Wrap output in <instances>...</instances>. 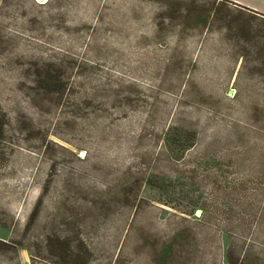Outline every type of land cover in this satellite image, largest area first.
Returning <instances> with one entry per match:
<instances>
[{
  "label": "rangeland",
  "instance_id": "374dc122",
  "mask_svg": "<svg viewBox=\"0 0 264 264\" xmlns=\"http://www.w3.org/2000/svg\"><path fill=\"white\" fill-rule=\"evenodd\" d=\"M0 264H264V17L1 0Z\"/></svg>",
  "mask_w": 264,
  "mask_h": 264
},
{
  "label": "crops",
  "instance_id": "0c3cea01",
  "mask_svg": "<svg viewBox=\"0 0 264 264\" xmlns=\"http://www.w3.org/2000/svg\"><path fill=\"white\" fill-rule=\"evenodd\" d=\"M1 1V0H0ZM244 10L264 17V0H229Z\"/></svg>",
  "mask_w": 264,
  "mask_h": 264
},
{
  "label": "trees",
  "instance_id": "16d2710c",
  "mask_svg": "<svg viewBox=\"0 0 264 264\" xmlns=\"http://www.w3.org/2000/svg\"><path fill=\"white\" fill-rule=\"evenodd\" d=\"M53 82H55V81H53ZM50 83H51V82H49V84H50ZM54 84H57V81H56L55 83H51V84L49 85V87L46 88V91L58 90L59 88L55 87V86H57V85H54Z\"/></svg>",
  "mask_w": 264,
  "mask_h": 264
}]
</instances>
